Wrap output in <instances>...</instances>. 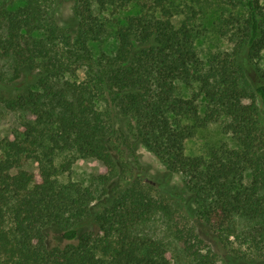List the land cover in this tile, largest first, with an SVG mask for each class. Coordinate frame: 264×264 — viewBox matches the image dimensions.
<instances>
[{
	"label": "trees",
	"instance_id": "1",
	"mask_svg": "<svg viewBox=\"0 0 264 264\" xmlns=\"http://www.w3.org/2000/svg\"><path fill=\"white\" fill-rule=\"evenodd\" d=\"M0 106V264H264V0H0ZM213 122L232 144L188 154ZM75 157L87 184L60 179ZM158 214L180 256L137 230Z\"/></svg>",
	"mask_w": 264,
	"mask_h": 264
},
{
	"label": "rangeland",
	"instance_id": "2",
	"mask_svg": "<svg viewBox=\"0 0 264 264\" xmlns=\"http://www.w3.org/2000/svg\"><path fill=\"white\" fill-rule=\"evenodd\" d=\"M72 4L73 1L65 2L62 6L58 7L55 16L59 24H74L72 20ZM126 12L123 11L122 14ZM216 20V12L213 9H207L204 18L201 19L203 26L206 28L204 35L198 41L199 53L204 57L210 48L215 45L220 44V40L216 36L214 31V23ZM100 46L96 44L94 47ZM19 87L25 85L21 82L18 84ZM17 89V88H15ZM186 94V93H185ZM17 127V122L15 115L8 112L4 107L0 106V138L5 135H9ZM222 142H227L232 144L231 137L224 133L218 122L210 123L204 127H200L196 130L194 136L188 138L185 142L186 152L188 154H205L208 148L212 146H217ZM137 153L139 154L140 162L147 168L148 174H152L156 169L161 168V163L158 159L149 151H147L142 146L137 148ZM71 153L62 152L56 155L54 162L59 164L63 159L69 158ZM25 168L33 170L35 168V163L29 161L25 163ZM102 168V163L94 158H79L75 157L72 163L71 170L68 173H63L60 175L62 181L73 180L80 182L82 184H87L91 177L96 175ZM171 184L178 187L182 184L181 178L178 174H174L170 180ZM139 232L149 234L168 245V248L175 255H179L180 251L178 245L173 238L172 230L169 227V222L165 215L158 214L155 215L150 221L139 226L137 228ZM180 256V255H179ZM180 264H190L188 260L183 257H179Z\"/></svg>",
	"mask_w": 264,
	"mask_h": 264
}]
</instances>
